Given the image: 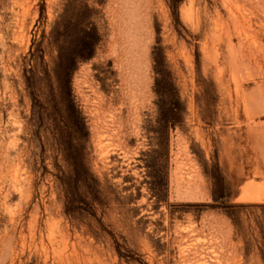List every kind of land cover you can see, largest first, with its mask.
I'll return each instance as SVG.
<instances>
[{"label":"rangeland","instance_id":"rangeland-1","mask_svg":"<svg viewBox=\"0 0 264 264\" xmlns=\"http://www.w3.org/2000/svg\"><path fill=\"white\" fill-rule=\"evenodd\" d=\"M0 264H264V0H0Z\"/></svg>","mask_w":264,"mask_h":264},{"label":"bare ground","instance_id":"bare-ground-1","mask_svg":"<svg viewBox=\"0 0 264 264\" xmlns=\"http://www.w3.org/2000/svg\"><path fill=\"white\" fill-rule=\"evenodd\" d=\"M254 188V187H253ZM256 193V192H255ZM258 193V192H257ZM263 194V193H262ZM261 195V194H260ZM254 197H256V196H254ZM253 198V197H252ZM254 199V198H253Z\"/></svg>","mask_w":264,"mask_h":264},{"label":"trees","instance_id":"trees-1","mask_svg":"<svg viewBox=\"0 0 264 264\" xmlns=\"http://www.w3.org/2000/svg\"><path fill=\"white\" fill-rule=\"evenodd\" d=\"M71 102V100H69Z\"/></svg>","mask_w":264,"mask_h":264}]
</instances>
